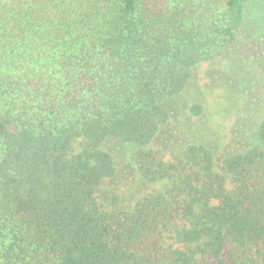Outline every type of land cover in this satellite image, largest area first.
I'll return each instance as SVG.
<instances>
[{
	"label": "trees",
	"instance_id": "obj_1",
	"mask_svg": "<svg viewBox=\"0 0 264 264\" xmlns=\"http://www.w3.org/2000/svg\"><path fill=\"white\" fill-rule=\"evenodd\" d=\"M0 264H264V0H0Z\"/></svg>",
	"mask_w": 264,
	"mask_h": 264
},
{
	"label": "rangeland",
	"instance_id": "obj_2",
	"mask_svg": "<svg viewBox=\"0 0 264 264\" xmlns=\"http://www.w3.org/2000/svg\"><path fill=\"white\" fill-rule=\"evenodd\" d=\"M218 75H221V69L218 64H204L196 70L193 82L188 86L182 95V99L169 103L172 112V121L170 126L166 127L158 138L157 145L160 153H173L180 143L182 128L186 117V106L189 100L201 97L202 94L211 98V91L216 87ZM134 173L128 168L123 167L114 180V186L121 192L128 191L134 182Z\"/></svg>",
	"mask_w": 264,
	"mask_h": 264
}]
</instances>
